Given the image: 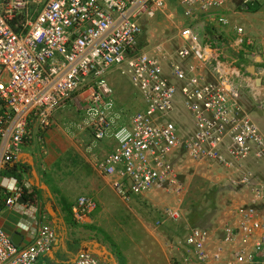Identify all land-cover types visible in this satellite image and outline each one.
<instances>
[{
	"label": "built area",
	"instance_id": "1",
	"mask_svg": "<svg viewBox=\"0 0 264 264\" xmlns=\"http://www.w3.org/2000/svg\"><path fill=\"white\" fill-rule=\"evenodd\" d=\"M227 1L177 0L186 16L222 10ZM168 3L0 0V171L17 163L27 145L36 144L47 153L44 132L55 111L74 99L95 140L117 141L91 164L122 199L153 190L177 196L176 205L163 211L164 222L185 220L180 206L185 158L197 166L234 172L236 184L251 188L250 201L228 210L219 225L186 226L180 264H264V183L257 176L258 166L264 165V134L242 102L239 59L227 54L220 37L203 38L193 25L179 30L181 40L173 54L166 43L142 47L144 20L165 12ZM216 22L227 26L230 19L223 13ZM243 30L237 27L235 47L244 43ZM114 67L129 77L145 103L128 123L122 122L108 83ZM179 95L194 122L189 135L171 119ZM10 190L4 206L21 199L23 188L14 185ZM96 206L95 199L79 196L74 219L84 223ZM2 207L0 198V212ZM33 237L26 245H16L0 225V264H44L40 260L54 245L55 229L41 224ZM70 264L105 261L83 249Z\"/></svg>",
	"mask_w": 264,
	"mask_h": 264
},
{
	"label": "rangeland",
	"instance_id": "2",
	"mask_svg": "<svg viewBox=\"0 0 264 264\" xmlns=\"http://www.w3.org/2000/svg\"><path fill=\"white\" fill-rule=\"evenodd\" d=\"M153 32V39H157L163 32V28L158 27ZM177 32L179 31L168 36V39H164L172 54L179 47L180 37ZM242 36L244 38L243 34ZM235 38L236 36L233 41ZM244 39V43L240 44L241 47L246 45ZM157 43L147 42L146 44H151L147 48H152ZM245 49V52L252 50L251 47ZM261 56L263 57L262 54ZM260 74H263V70L259 71L258 76H261ZM109 82L116 91L117 99L119 101L123 99L122 104L119 103L117 108L122 114V122L128 123L132 115L145 107L143 97L120 70L115 72L114 80L109 79ZM181 107L184 108L183 105ZM255 109L264 117V101L258 103ZM77 112L78 108L74 99H71L54 113V120L49 130H58L62 136L59 137L56 147L59 156L54 166L49 167L52 176L47 179H52L51 181L58 185L59 189L64 190L71 197V200H68L70 203L83 194L96 197L100 211L99 214H95L99 218L93 227L78 224L74 218L73 222L70 220V215L68 222L73 229L80 226L85 234L79 235V238L86 241L87 245L90 244L93 250L103 251L110 262L115 264H180L181 257L185 253L180 239L187 225L217 226L226 218L228 210L239 203L249 202L253 195L250 187L234 182L233 179L237 178L234 172H228L216 165L197 166L186 158L183 162L185 165L183 179L186 186L181 196L183 201L180 204L185 218L182 222L163 221V211L178 202L177 196L173 193L153 190L144 196H132L124 200L116 192L110 190L107 186L108 182L99 175L94 176H97L96 180L101 189H91L88 174L93 173L85 159L103 157L108 153V149L111 150V145L116 144V140L112 138L95 140L86 125L84 113L80 111L78 114ZM252 114L256 115L253 112ZM262 120L264 121V118ZM180 126L181 133L189 135L191 122L183 118ZM84 133L87 134L85 139L82 138ZM75 137H80L81 141H74ZM45 159L47 160L48 156ZM257 172L263 178L260 182L264 183V166L259 165ZM159 221L160 226H158ZM88 240H91L90 243ZM78 246H80L79 242L75 244L76 248Z\"/></svg>",
	"mask_w": 264,
	"mask_h": 264
},
{
	"label": "crops",
	"instance_id": "3",
	"mask_svg": "<svg viewBox=\"0 0 264 264\" xmlns=\"http://www.w3.org/2000/svg\"><path fill=\"white\" fill-rule=\"evenodd\" d=\"M223 13L228 14L227 16L230 19V25L228 26L217 25L216 17L217 15ZM186 25L196 26L201 32L203 38L210 40L220 37V39L224 41L225 47L228 49L227 54L230 56L235 55L239 59V68L242 73H244L243 77L239 81L242 87V102L246 107H248L250 111L256 114V117H254L264 134V121L262 120L264 117L261 116L262 113L259 114L255 109L258 107V103L264 101V0L251 5L250 9L244 4L243 0H228L226 6L222 10H215L211 13L196 12L192 16H186L184 8L179 5L177 0H169L168 7L166 8L165 12H159L153 19L144 20L145 28L139 38L140 45L147 49V46H151V44H146L147 42H158L155 46L166 43L167 41L164 39H168V36L174 34L176 31H179ZM180 26H182V28ZM237 26H241L245 30L243 35L246 45L243 47L238 45L235 47L234 45L236 44V41L234 43L233 39L235 36H237ZM158 27H162L163 32L160 33L157 39H153V31ZM177 35H179V32H177ZM246 47H251L252 50L245 52ZM250 55L253 57L252 59L249 58ZM252 65L256 66L255 74H252L248 71V68ZM117 70H120V68L114 67L107 75L108 83L112 88L113 86L110 84L109 79L114 80L115 72ZM260 70H263V74L258 76ZM166 72H168V68L166 69ZM257 77H262L263 79L261 86L256 84ZM115 99L116 106L119 103L122 104L123 99H121V101L117 99L116 91ZM182 105V97L179 95L176 98V109L171 114V119L175 120L179 125L182 124L183 118L190 121L192 125L190 131H192L194 128L193 119L189 115L188 111H185L184 105V108L181 107ZM180 109L182 110L178 113ZM79 112L80 111L78 110L77 113L79 114ZM61 136L62 134L59 133L58 130H49L48 128L46 133L44 132V145L47 147V153H45V149L44 151L43 149L39 150L36 144L27 145L24 147L19 160L17 163H15L18 164L23 162L29 167L30 173L24 177L25 180L23 184H20L18 180H15L14 176H0V198L2 200L12 194V189L10 190V188H12L14 185L20 188H26L24 193L28 197L25 198L22 196L21 199L16 202V204L11 206H3V209L0 212V225L8 232L11 237L15 232H20L23 236L20 242L21 245H26L27 243L33 241L35 229L38 230L39 225L44 223L53 225L55 229V235L56 229L60 227L59 225H61L65 233L63 236L67 239V243L71 242L73 246H75V244L78 242L80 243V249L77 250L75 254H71L66 247L59 249V246L57 245L59 242V235L56 236V240L54 241L51 251L44 255L40 260L44 264H70L74 260L76 254L83 249L93 251L105 261V264H115L114 262H110L103 251L93 250L90 244L87 245L86 241H84L82 238H79V235H84L85 232L80 229V226H76V229L71 228L72 225H70L68 222L69 215L71 216L70 220L73 221L74 218L73 215L69 213L70 208L68 206L73 208L76 200L73 203H70L68 200H71V197L67 195L64 190L59 189L58 185H55L54 182H52V179V181L47 179V177L50 178L52 176L49 167L54 166V162L59 156L57 154L56 147L58 146V139ZM82 138H87V134L84 133ZM78 140L81 141V138L75 137L74 141L79 142ZM114 144L111 145V150L116 146V144L115 146ZM110 151L108 149L107 152ZM47 156L48 159L46 160L45 157ZM85 160L86 164L93 173L88 174V181L89 185H91V189H101V187L99 188L98 182L96 180V177L99 175V173L91 164L90 159ZM257 176L259 179H261H258V182L261 183L260 181H262L263 178L258 172ZM84 177L86 178V175ZM8 178L11 180H8ZM103 179L108 182L107 186L110 188V190L116 192L109 183V180L107 178ZM31 193H33V196L29 197V194ZM117 195L119 196L118 193ZM86 196L96 200L95 196ZM101 204L104 203L101 202ZM66 210H68V212H66ZM99 211L100 207H98L97 204L96 208L88 216L87 220L84 223L78 224L93 227L99 218V216L97 217L95 214H99ZM74 221L77 222L75 219ZM21 225L22 227L24 226L25 229L20 227ZM90 241L91 240H88L89 243Z\"/></svg>",
	"mask_w": 264,
	"mask_h": 264
},
{
	"label": "trees",
	"instance_id": "4",
	"mask_svg": "<svg viewBox=\"0 0 264 264\" xmlns=\"http://www.w3.org/2000/svg\"><path fill=\"white\" fill-rule=\"evenodd\" d=\"M30 171H29V167L26 165V163L20 162L18 164L15 165H5L2 167L1 169V176H14L15 178H17L18 182L20 184L24 183L25 180V176L29 175ZM23 196L25 198H28L25 193H23ZM33 193L29 194V197H32ZM69 209V213L72 215V208L70 206H68ZM60 227L56 229V236L59 235V242H58V246L59 249H61L62 247H66L71 254H75L77 250L80 249V246H78L77 248L75 246H73V244L71 242L67 243V239L64 238L63 234L64 230L62 229L63 227L61 225H59ZM193 226V225H192ZM195 226V225H194ZM184 233L182 234L183 236L186 234L187 229L186 227L184 228ZM68 244V245H67Z\"/></svg>",
	"mask_w": 264,
	"mask_h": 264
},
{
	"label": "water",
	"instance_id": "5",
	"mask_svg": "<svg viewBox=\"0 0 264 264\" xmlns=\"http://www.w3.org/2000/svg\"><path fill=\"white\" fill-rule=\"evenodd\" d=\"M249 58L252 59L253 57L250 55ZM255 70H256V66H255V65H252L251 67L248 68V71H249L250 73H252V74H255V72H256ZM262 83H263V79H262V77H257V78H256V84H257L258 86H261ZM22 237H23V236H22V234H21L20 232H15V233L12 235L11 239H12V241H13L16 245H19L20 242H21V240H22Z\"/></svg>",
	"mask_w": 264,
	"mask_h": 264
},
{
	"label": "clouds",
	"instance_id": "6",
	"mask_svg": "<svg viewBox=\"0 0 264 264\" xmlns=\"http://www.w3.org/2000/svg\"><path fill=\"white\" fill-rule=\"evenodd\" d=\"M248 7H251V5L250 6H248ZM228 15V14H227ZM230 25V24H229ZM228 26V25H227ZM237 27H241V26H237ZM237 27H236V29H237ZM243 28V27H242ZM239 35H238V31H237V36H236V38H235V40H234V43H235V41H236V39H237V37H238ZM2 169V168H1ZM0 176H1V171H0ZM15 180H17V178H14ZM8 180H11L10 178H8ZM26 190V188H23V192H22V196H23V193H24V191ZM13 193V192H12ZM12 195V194H11ZM10 196V195H9ZM21 196V197H22ZM82 196V195H81ZM8 197V196H7ZM6 197V198H7ZM5 198V199H6ZM4 200H2V205L4 206V202H3ZM72 215H73V208H72ZM20 227H22V225L20 226ZM39 227H40V225H39ZM22 228H24V226L22 227ZM25 229V228H24ZM20 245V244H19Z\"/></svg>",
	"mask_w": 264,
	"mask_h": 264
}]
</instances>
